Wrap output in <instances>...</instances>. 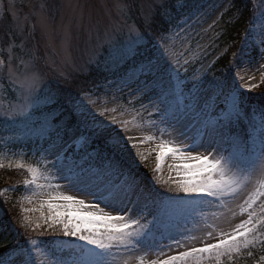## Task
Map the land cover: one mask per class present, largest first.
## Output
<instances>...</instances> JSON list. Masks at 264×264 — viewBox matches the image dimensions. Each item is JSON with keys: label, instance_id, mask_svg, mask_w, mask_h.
Returning <instances> with one entry per match:
<instances>
[{"label": "snow or ice", "instance_id": "snow-or-ice-1", "mask_svg": "<svg viewBox=\"0 0 264 264\" xmlns=\"http://www.w3.org/2000/svg\"><path fill=\"white\" fill-rule=\"evenodd\" d=\"M117 7L127 17L126 7ZM159 8L160 22L167 25L162 31L171 33L159 35V41L152 38L150 31L156 11L143 15V30L125 18L124 25L113 29L111 34L106 33L102 43L98 38L99 46L107 45V56L102 57L94 45L81 71L91 74L95 67L103 84L93 82L92 88H80L72 93L59 83L46 82L35 69L32 56L22 61L18 70L10 56L7 73L0 70V82L7 81L12 96L3 113L5 123L23 124L26 130L38 128L47 143V147L41 148L43 160L54 170L46 174L38 167L28 166L30 178L23 181V186L32 190V196L40 195L45 189L57 190L56 195L50 192L40 205L41 210L45 205L48 208L46 215L41 211L42 223L23 216L19 227L25 229L26 238L23 242L14 239L11 247L3 245L6 251L0 256V264H224L225 261L233 264L243 253L252 257V250L258 246L264 252V106L249 114L243 92L234 84L230 86L227 77L214 76L208 83L214 93L225 97V105L219 112L214 108L211 113L201 109L204 80L196 75L188 77L186 68L183 74L180 71L190 63L188 57L195 55L189 45L200 18L186 16L173 24L164 5ZM259 21L255 25L250 20L253 30L246 28L245 32L248 39H254L255 27H260L259 56L264 60V10ZM40 24L42 35L51 36L56 31L54 15L43 14ZM73 24L84 27L82 15L79 20L72 18L61 25L62 43L71 40ZM118 32L127 33L126 38L120 39ZM241 44L243 47L233 53L232 67H237L235 60L250 54L246 51L252 47L248 40ZM3 64L0 60V66ZM67 79L63 75L58 78L63 83ZM254 87L249 85L247 90ZM125 90L128 103L141 101V108H151L160 123L173 122L171 126L184 137L182 148L168 147L167 142L161 141L156 168L148 180L137 175L140 165L136 157L143 161L144 154L132 152L136 144L130 146L131 138L124 135L128 121L118 120L114 115L118 110L124 114L117 101L124 99ZM101 91L105 95L111 92V103L117 106L108 107V102L101 105L98 99H93ZM116 93L121 96L117 97ZM176 98L188 102L185 110L170 102ZM189 113L200 118L203 124L200 135L206 136V140L192 141L175 129V124L187 119ZM243 122H247L251 133L258 134V146L249 147L251 133L241 136L233 131ZM69 134L84 148V155L70 154L65 139ZM88 148L92 150L87 151ZM165 148L174 158L198 163L179 165L175 179L170 176L162 180L158 173ZM15 167L25 165L16 163ZM41 179L47 183H39ZM53 179L66 183L53 184ZM252 183L256 185L254 191L238 205L240 213H247L248 218L230 232L218 231L209 219L219 220L224 216V211L218 209L235 216L230 204ZM61 187L94 202L86 204L83 199L61 195L58 192ZM10 190H15V186ZM26 199L31 202L30 197ZM258 199L262 201L259 216L254 207ZM59 200L67 202L63 205L65 209L72 210L58 211L62 206L54 201ZM7 227L0 224V228ZM32 232L36 233L35 237ZM196 232H203V236H197ZM46 235H62L82 243L41 239ZM198 240L199 247L192 244ZM260 264H264V255L260 256Z\"/></svg>", "mask_w": 264, "mask_h": 264}, {"label": "rangeland", "instance_id": "rangeland-1", "mask_svg": "<svg viewBox=\"0 0 264 264\" xmlns=\"http://www.w3.org/2000/svg\"><path fill=\"white\" fill-rule=\"evenodd\" d=\"M127 1L128 0H0V5L4 2L0 7H4L7 11H9L17 34L20 36V40L17 43L19 55H12L14 54L12 51L13 44L8 47V52L10 56H12L11 63L13 67L18 70L21 66V62L27 61L29 56H32L34 59V67L39 73V69L35 66L39 64L38 61H40L39 66L42 64L48 69L49 73H55L60 77L62 75L69 77L75 72L86 74V72L81 71V68L85 60L91 54L94 45H96V51L102 57L107 56V45L104 44L103 47L99 46L98 38L99 42L102 43L106 33L111 34L113 29H117L124 25L125 18H127L128 23H133L128 12H131L133 15H135L136 12H133L129 8ZM180 1L181 0H135V5H138L137 8L139 15L143 19V15L145 13L150 11L157 12L159 5L161 4L164 5V10L170 13L171 8H174ZM232 1L233 0H231V2L230 0H201L200 3V0H198V7L196 6L187 15L179 17L174 22L175 24L186 16L200 18V23L195 26V31L192 33L189 45L195 55L188 57L190 63L185 65L184 68H181L180 71L181 74H183L186 68L188 77L196 75L204 80V90L200 93L199 103L201 109H206L209 113L212 112L213 108L216 112H219L225 105V97L219 95V93H214L211 85L208 83L214 76L219 79L227 77L229 85L231 86L234 84L241 92H247V87L249 85H255L251 91L264 87V81H262V74H264V60H261L259 56V51L262 47V45L259 44L261 32L260 27H255L254 39H248V36L244 31L238 44L240 46L236 49L233 47L230 51V62L225 67L217 65L219 59L224 57V55L228 52L229 46L226 45L215 49L212 42L216 37H218L220 30L223 27V22L220 21L222 16L224 14L227 15L226 20L230 21H233L234 18H236L235 15L238 10H231L228 12V10L232 8ZM153 3H157L158 7L156 8ZM118 5L126 7L127 17L120 12L117 7ZM260 13V10H258L254 14L253 18L248 20L246 28H248L250 32L253 29L250 27L249 21L251 20L255 25H259ZM43 14L54 15L55 17L54 28L56 31L51 36L46 34L42 35L40 20ZM81 15L83 17L84 27L81 28L76 24H73L71 40L67 43H62L61 25L67 24V22L72 18L79 20ZM213 21H216V23L212 28H209V25L212 24ZM33 25H35L34 30ZM89 30L91 31V42H89ZM117 35L120 39H125L127 33L118 32ZM160 35H171V33L167 32ZM246 39L252 46L249 49L251 50L250 52H252V55L256 58L245 56L242 60L237 59L235 60L237 67H232V63L234 62L233 53L243 47L241 41ZM154 40L159 41V36ZM26 43L29 47V51L27 50L28 48ZM231 44L235 45V41H232ZM255 45L256 47L258 45L257 53L254 52V50H256ZM1 48L2 44L0 42V60L4 61V64L0 66V70L6 74L8 71L9 60L2 56L4 53H2L3 50ZM202 49L204 50L203 52L201 51ZM247 50L248 49H246V51ZM93 68L96 72L95 77H99L98 83L103 84L101 74L97 72L95 67ZM209 68H211V71L208 70ZM41 76L44 79V75L41 74ZM240 77H242V79H240ZM49 83L54 84V82ZM92 86L93 82L90 83L88 88H92ZM116 96L119 97L121 94L116 93ZM111 98V92H109L108 95H105L103 91L93 96V99H98V103L101 105L108 102V107H116L117 104H119L124 110L123 115H121L119 110L114 115H116L118 120L128 121V131L124 133V135L131 138L129 140L130 146L133 143L136 144V148L132 149V152L134 155L137 152L144 154L143 161L140 160L139 156L136 157L137 163L140 165L137 170V175L144 180H148L151 177L153 170L156 168V156L161 152L159 147L161 141L167 142L168 147L182 148L183 145L181 144V141L184 140V137L178 135V132L174 130L173 126H171L173 122H170L169 124L160 123L158 121V117L153 114V110L151 108H141V101L136 100L132 103H128L127 90H125L124 99L118 100L117 104L111 103ZM11 100L12 96L10 95V89L7 81L5 80L4 82H0V108L3 109V113ZM170 102L174 106H178L181 110H185V105L188 103L187 101H182L180 98H176ZM144 103H146V101H144ZM256 120L258 121V119ZM175 129H178L179 132H183L187 136L191 137L192 141L207 139L206 136L200 135L201 131H203V124L200 122V118H198L196 113H189L187 119H181L179 123L175 124ZM2 133L4 134V137L0 139V163L3 164V167L10 165H12L11 167H15L16 163H22L25 165V167L22 168L25 171L28 166L38 167L46 174L50 171H54L51 169V165L46 164L43 160L41 148L47 147V143L44 142L42 145L40 144L39 139L41 138V135L38 128L26 130L24 125L21 124V126H19V128L15 131L8 132L4 130ZM249 133H251V129H248V132L245 134ZM23 137L29 139L32 138L33 140L37 138V141L39 142H32L31 140L29 142L31 146H26L25 148L23 147V144L26 142L22 141ZM65 139L68 141V145H70V152L72 148L79 150L78 152L80 153L84 150L81 145L74 142L72 134L66 136ZM44 140H46V138H44ZM9 143L14 144L13 147L7 146ZM258 144V134L251 133L250 138L248 139L249 147L258 146ZM200 151L203 152V149H200ZM178 155L179 153H177V156ZM185 163L195 164L198 162L184 161L174 158L173 155L168 152L167 148H165L163 149L161 168L158 175L162 178V180H167L170 176L175 179L176 167ZM148 172L151 175L146 176L144 173ZM27 178H30L29 175H27ZM51 182L53 184L59 183L61 185L66 183L63 180L57 181L55 179ZM39 183H47V181L41 179ZM255 187V183L249 184L248 187L240 193L236 200L230 204V207L236 213L235 216L227 210L218 209V211H224V216L219 220H213L210 218L209 223L214 224L218 231L222 230L230 232L236 224L247 219V213L241 214L238 205L243 204L244 200L252 191H254ZM50 192L52 195L57 194V190L55 189H45L40 195L32 196V190H27V193L24 194L23 198H21L18 202L20 220L23 219L24 215H28L34 221L42 223V221L39 220L41 211H43L46 215L48 213V208L45 205V207L41 210L40 205L42 201L49 198ZM58 192L61 195L73 196L75 199H83L86 204L94 202L90 197L70 191L64 187H61ZM7 197L8 196H6V198ZM26 197H30L31 202H29ZM261 202L262 201L258 199L254 205L258 216L261 214ZM54 203L62 206L57 209L58 211L64 212L66 210H72L65 209L63 207V205L67 203L63 200L54 201ZM33 208L37 209V211H23ZM74 208L75 206H73V209ZM105 211H108V209H105ZM112 214L116 215L117 213ZM189 227H192V225H189ZM50 231L51 230H49V232ZM195 234L200 237L203 236V232H196ZM35 236L36 233L33 237ZM25 238L26 237L22 238L21 242H23ZM53 239H66L72 240L75 243H82L80 241H76L75 238L63 237L62 235L56 237L50 236L46 238V240ZM192 244L199 247L200 241H194ZM65 258H67L66 255ZM256 264H260V261Z\"/></svg>", "mask_w": 264, "mask_h": 264}, {"label": "trees", "instance_id": "trees-1", "mask_svg": "<svg viewBox=\"0 0 264 264\" xmlns=\"http://www.w3.org/2000/svg\"><path fill=\"white\" fill-rule=\"evenodd\" d=\"M181 2V3H180ZM176 4L174 8H171V12L168 13L173 18V24L181 16L187 15L189 12L192 11L196 6L198 7V0H181ZM4 3V2H3ZM2 3V4H3ZM201 3V0H200ZM1 4V5H2ZM0 5V6H1ZM127 5L129 8L134 12H136L135 15L131 14V12H128L130 15V18L133 22L137 24L138 27L143 30V19L139 15L138 11V5H135V0H128ZM153 5L158 7L157 3H153ZM135 7V10H134ZM231 10H238L234 20H226L227 15H223L221 18V22H223V27L220 30V33L218 37L214 39L212 42L215 49H218L220 47H224L228 45V52L219 59L217 65L219 66H226L229 63L230 60V51L234 47L235 49L239 46V41L241 39L242 33L246 29V25L249 19H252L254 14L260 10H264V0H233L232 1V8ZM160 12L161 9L158 8L157 10V16L156 21L154 22L151 33L152 38L156 39L160 34H164L167 32H163L162 29H165L167 27L166 24L160 22ZM129 18V17H128ZM129 18V19H130ZM130 19V20H131ZM167 19V17H165ZM20 40V36L17 34L16 28L14 27L13 21L11 19L9 11H7L4 7H0V42L2 44V56L4 58H7L9 60L10 54L8 52V47L13 44L12 51L14 54L19 55V50L17 47V43ZM232 41H235V45L231 44ZM27 50L29 51V47L26 43ZM12 57V56H11ZM16 62V58H15ZM40 64V61H38ZM35 65L37 69H39L40 74L44 75V80L46 82H54V84L59 83V86L66 89L67 91H70L72 93H76L78 89L84 88L89 89L90 83L92 82H99V77H95V71L94 68L91 71V74H83L75 72L69 77H67V82H59L58 78L60 76L56 75L55 73L48 72V69L44 67L42 64L41 66ZM216 65V66H217ZM243 98L245 100V108L251 114L253 110H258L262 106H264V87H261L260 89H256L253 92L245 93L243 94ZM255 119L259 120V116L257 115ZM23 125V124H22ZM21 126L19 123H12L8 122L5 123V117L3 116V109L0 108V139L4 137V134L2 133L4 130L11 132L15 131ZM248 126L247 122H243L240 125L233 128V131L236 133H239L241 136H244L246 132H248ZM32 140V142H39L37 141V138L34 140L32 138H26L23 137L22 141L26 142L23 144V147L26 148L30 147L31 144L29 142ZM40 144L45 142L44 138H40ZM14 144L9 143L7 146H12ZM28 149V148H27ZM91 148H88L87 151H91ZM75 153V152H74ZM78 155H84L85 150L83 153H76ZM146 176L151 175L148 173H144ZM26 171L22 168H12V167H2L0 168V224H7V229L0 228V256L4 255L6 249L3 247V245H7L9 247L12 246V242L14 239L19 238L20 240L24 237H26L25 229L19 227L20 220V211L18 209V198H21L24 193V186L23 181L26 179ZM15 186V190H10L12 187ZM159 190L163 191V188H161L159 185L156 186ZM6 189H9L5 191ZM6 196H8L6 198ZM35 232H32L31 235L34 236ZM51 235H46L45 237H41L42 239H46L50 237ZM262 239H264V236H262ZM254 255L252 257H248L246 253L241 254L240 257H238L233 264H256L260 261V256L264 255V252L260 251V246H258L256 249L252 250ZM224 264H228L227 261L224 262Z\"/></svg>", "mask_w": 264, "mask_h": 264}]
</instances>
